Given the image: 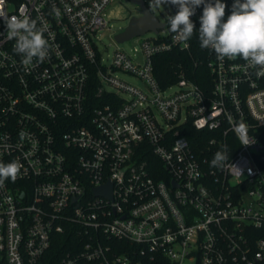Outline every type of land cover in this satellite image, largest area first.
<instances>
[{
	"label": "built area",
	"instance_id": "1",
	"mask_svg": "<svg viewBox=\"0 0 264 264\" xmlns=\"http://www.w3.org/2000/svg\"><path fill=\"white\" fill-rule=\"evenodd\" d=\"M112 2L0 3L7 16L23 9L49 43L43 62L25 66L0 19V162L23 166L0 186V264H47L65 235L57 264H264L261 69L206 49L202 73L200 48L194 69L181 66L163 87L154 58L172 49L194 57L192 38L157 17L163 28L135 36L142 59L136 48L106 59L100 36ZM222 2L226 21L233 0ZM241 120L248 145L232 131ZM222 149L228 164L212 168Z\"/></svg>",
	"mask_w": 264,
	"mask_h": 264
},
{
	"label": "clouds",
	"instance_id": "2",
	"mask_svg": "<svg viewBox=\"0 0 264 264\" xmlns=\"http://www.w3.org/2000/svg\"><path fill=\"white\" fill-rule=\"evenodd\" d=\"M150 3L157 7L161 4L177 7L176 14L170 15L168 25L170 32L180 40L188 41L194 32H198L201 48L212 50L220 60L240 57L253 67L259 66L261 71L257 74L264 75V0H233L226 21L223 18L228 5L222 0H150ZM201 5L203 11L197 30L190 18ZM55 11L58 15L59 10ZM0 19L6 29V38L15 41L14 51L22 57L23 65H30L34 59L43 62L47 58L49 43L44 36L46 29L38 26V22L23 9L18 15L11 16L0 10ZM228 119L231 121L232 117ZM232 131L241 144L251 142L248 125L243 120L233 124ZM228 161L229 155L222 149L214 153L210 166L223 169ZM22 167L18 160L0 162V186L8 179L15 182Z\"/></svg>",
	"mask_w": 264,
	"mask_h": 264
},
{
	"label": "rangeland",
	"instance_id": "3",
	"mask_svg": "<svg viewBox=\"0 0 264 264\" xmlns=\"http://www.w3.org/2000/svg\"><path fill=\"white\" fill-rule=\"evenodd\" d=\"M149 8L152 10L155 16H157L160 21H163L165 18L169 17L173 13L172 5H164L154 6V3H150V0H145ZM111 11L109 12L110 17L112 19L109 20L108 26L102 31L100 49L103 51V55L107 59H111L113 53H115V49L121 48L125 51L131 53L133 50L137 49V54L135 58L142 59L141 57V41L142 37H134L129 40L119 42L116 39L117 34L121 33L129 24V21L132 17L140 16L142 7L132 0H113L110 5ZM146 37L154 36L153 32H148ZM117 75L127 82L143 87L144 83L141 78L125 73L124 71L117 72Z\"/></svg>",
	"mask_w": 264,
	"mask_h": 264
},
{
	"label": "trees",
	"instance_id": "4",
	"mask_svg": "<svg viewBox=\"0 0 264 264\" xmlns=\"http://www.w3.org/2000/svg\"><path fill=\"white\" fill-rule=\"evenodd\" d=\"M177 10L178 9L176 7V11ZM192 21L195 24V28L198 30L200 27V22H196L194 20ZM192 40L194 57L188 54V52H186L185 50L172 49L169 52L158 54L154 58L156 77L163 87L174 83L178 79L179 74L176 71L179 70L181 66L191 70L194 69V58H197L198 56L196 52H199L200 54L202 53L200 49V41L198 39V32H194ZM203 50L204 51L201 55L203 56L202 58L204 60V63L197 68V71H200L202 73L208 70L206 65L208 62V50ZM69 238L71 237L68 235L58 237L59 240H56L54 242L50 251L47 253V264H57L59 262L60 257L65 250V246H67V242H65V240Z\"/></svg>",
	"mask_w": 264,
	"mask_h": 264
},
{
	"label": "water",
	"instance_id": "5",
	"mask_svg": "<svg viewBox=\"0 0 264 264\" xmlns=\"http://www.w3.org/2000/svg\"><path fill=\"white\" fill-rule=\"evenodd\" d=\"M141 5L143 16H134L130 19L128 26L119 34L116 39L119 42L129 40L137 35H142L149 30L157 31L165 26L145 5L143 0H132Z\"/></svg>",
	"mask_w": 264,
	"mask_h": 264
}]
</instances>
